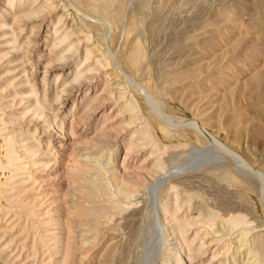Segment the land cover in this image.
<instances>
[{
  "label": "rangeland",
  "instance_id": "1",
  "mask_svg": "<svg viewBox=\"0 0 264 264\" xmlns=\"http://www.w3.org/2000/svg\"><path fill=\"white\" fill-rule=\"evenodd\" d=\"M0 264H264V0H0Z\"/></svg>",
  "mask_w": 264,
  "mask_h": 264
},
{
  "label": "bare ground",
  "instance_id": "2",
  "mask_svg": "<svg viewBox=\"0 0 264 264\" xmlns=\"http://www.w3.org/2000/svg\"><path fill=\"white\" fill-rule=\"evenodd\" d=\"M82 26V25H81ZM79 28H81L82 29V27H79ZM103 69V68H102ZM91 159H93V158H91ZM96 185V184H95ZM184 252V251H183ZM181 257V256H180ZM183 259V258H182Z\"/></svg>",
  "mask_w": 264,
  "mask_h": 264
}]
</instances>
